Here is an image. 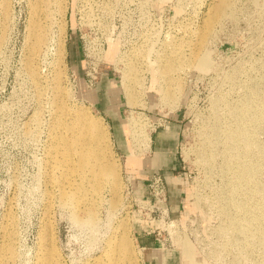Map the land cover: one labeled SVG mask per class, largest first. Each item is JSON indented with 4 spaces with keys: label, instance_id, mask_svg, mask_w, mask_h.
Returning a JSON list of instances; mask_svg holds the SVG:
<instances>
[{
    "label": "rangeland",
    "instance_id": "1",
    "mask_svg": "<svg viewBox=\"0 0 264 264\" xmlns=\"http://www.w3.org/2000/svg\"><path fill=\"white\" fill-rule=\"evenodd\" d=\"M80 113L110 132L115 189L65 165L80 171ZM176 118L167 184L151 142ZM120 234L132 264L144 238L175 264H264V0H0V264L104 263Z\"/></svg>",
    "mask_w": 264,
    "mask_h": 264
},
{
    "label": "bare ground",
    "instance_id": "2",
    "mask_svg": "<svg viewBox=\"0 0 264 264\" xmlns=\"http://www.w3.org/2000/svg\"><path fill=\"white\" fill-rule=\"evenodd\" d=\"M227 1L228 0H223V3H226ZM54 2H59V0H54ZM35 9H36V7H35ZM33 10H34V8H33ZM39 30L40 29H38V31ZM42 41H44V36L42 34L38 35L35 39V43L33 45L34 46L33 52H32V55H31L29 63H28L29 67H30L31 74L33 76H36V69H34V67H33L34 66L33 57L35 54H37V52L41 48L40 46H41ZM125 88H126V91L128 94V100H129V102L132 103V101L134 100V97H135L134 93L132 91L134 89L130 90L131 88L130 89L127 87H125ZM165 89H167V88L161 87L160 90L163 91L162 93H165V92L167 93V91ZM166 93L163 96H166ZM133 102H135V100ZM66 112L70 117H72V119H74L73 114L70 110H66ZM77 118H78V122H77L76 126L70 128V132L73 134L75 132H78L80 134V137H78L77 139L67 137V143L69 145L75 144L76 146L82 147L81 151L83 152V154L81 155L80 161H79L80 171H74L73 168L70 167V161L66 158V156L64 157L65 158L64 160L66 163L65 165H67L68 170H70L74 174H78L82 179L88 178L89 183L91 184L90 187H93L95 192L98 189L103 191L107 184H109L110 187L115 189L118 185L117 184L118 170H117L116 164L113 162L112 163H105L103 161V155L99 151L97 152V144L100 140V137H101L102 141L105 143L104 144L105 147H107V148L110 147V143H109L110 142V132H109V130L107 129V127L103 123L97 122L94 119H92L91 117H89V115H87V113L86 114L80 113ZM134 131L137 132V129L134 128ZM94 132H96L98 135L95 134ZM135 141L138 142V137H136ZM84 145H86L87 147L84 148ZM68 150H70V149H68ZM68 170H67V173L69 172ZM89 217H91L90 221H93L94 214L90 213ZM239 232H242V231H239ZM117 238H118V240L116 241L115 245L113 246L114 247L113 253H108V259H106L107 262L103 263L100 261V263H97V264H132L131 263L132 254L130 255V245H129L128 239L126 238V236L124 234H120L119 236H117ZM184 246H183V248H184ZM185 251H186L185 252L186 254L187 253H188V255L190 254L189 250L187 248H185Z\"/></svg>",
    "mask_w": 264,
    "mask_h": 264
},
{
    "label": "crops",
    "instance_id": "3",
    "mask_svg": "<svg viewBox=\"0 0 264 264\" xmlns=\"http://www.w3.org/2000/svg\"><path fill=\"white\" fill-rule=\"evenodd\" d=\"M182 132V125L178 118L171 119L167 125H165L162 129L155 131L153 133L151 150L152 157L150 160L151 170L156 171L155 173H159L164 175L167 184L172 183L174 178V171L178 169L177 164V147L180 141ZM169 188V197H170V206L172 205V200L180 201L181 193L173 191V188ZM180 203V202H179ZM178 204V203H177ZM172 208V207H171ZM157 241L153 243V240L148 238H144L141 240V246L149 255L147 262L149 264H175L177 262L175 252L170 250H165V246L162 248ZM161 247V248H159ZM155 249L160 251L157 256H154ZM151 251L150 253H148ZM153 254V256H152Z\"/></svg>",
    "mask_w": 264,
    "mask_h": 264
},
{
    "label": "built area",
    "instance_id": "4",
    "mask_svg": "<svg viewBox=\"0 0 264 264\" xmlns=\"http://www.w3.org/2000/svg\"><path fill=\"white\" fill-rule=\"evenodd\" d=\"M150 190L152 192L154 200L156 202L164 203L166 204L168 201V193H167V187L164 179L160 175H155L151 180L149 184ZM155 210H152L151 213H154ZM151 213L148 215L151 216ZM168 215V214H167Z\"/></svg>",
    "mask_w": 264,
    "mask_h": 264
}]
</instances>
